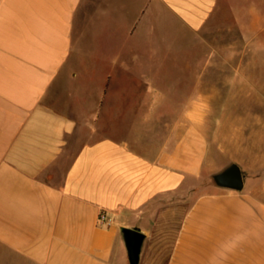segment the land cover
Returning a JSON list of instances; mask_svg holds the SVG:
<instances>
[{
	"label": "crops",
	"instance_id": "0c3cea01",
	"mask_svg": "<svg viewBox=\"0 0 264 264\" xmlns=\"http://www.w3.org/2000/svg\"><path fill=\"white\" fill-rule=\"evenodd\" d=\"M260 4L0 0V264H129L121 228L150 235L170 215L164 264H264ZM218 68L240 80L223 105ZM217 107L240 108V128L208 133ZM231 163L241 190L184 208L192 179Z\"/></svg>",
	"mask_w": 264,
	"mask_h": 264
},
{
	"label": "rangeland",
	"instance_id": "374dc122",
	"mask_svg": "<svg viewBox=\"0 0 264 264\" xmlns=\"http://www.w3.org/2000/svg\"><path fill=\"white\" fill-rule=\"evenodd\" d=\"M240 2V0H239ZM259 8L264 11V6L260 4ZM217 33V32H216ZM219 35L217 34L216 37L214 35V37H212V40H215L217 42L216 44V48L218 51L222 50V45L220 44L219 41H221V39H219L218 37ZM259 38L262 40V42L264 43V28L261 30L260 34H259ZM239 33L235 27V23L233 24V29H232V41L234 43L239 42ZM236 48L238 49L239 52L242 51L241 46L240 45H236ZM261 53L264 56V48L263 50H261ZM236 63V62H234ZM223 70H220L218 68L217 74L218 76L216 77V81H217V88L221 91L216 92V93H212L210 94L212 96V101H213V105H223L224 104V100L225 97L228 95L226 92H224V89L226 88L225 86V81L228 80L229 83H231V81H237V83H239V77L238 78H228L223 76ZM222 74V75H221ZM261 79L264 80V66H263V70L261 72ZM231 80V81H230ZM63 89V88H62ZM61 89V90H62ZM63 91V90H62ZM56 104V103H54ZM57 107V106H55ZM57 109H59L57 107ZM157 114L158 116H161V110H157ZM169 112V115H171V112L173 110H167ZM175 111V110H174ZM207 123H206V129L209 132H212V130L214 131L216 128H221L222 130V134H224V130L225 128H228L230 130V132H234V130H237L240 128V124H239V118L241 115V109L240 108H236V109H228L225 110L224 108H210L207 109ZM226 112L228 113V116H230L232 119H230V122H233L235 124H212V122H218L220 120H223L224 117L226 116ZM236 118V119H234ZM78 128L80 129V134H81V139L80 141L84 140V138L89 137V132L87 131V127H85V125L80 124L78 126ZM224 137V135H222ZM240 169H241V164L236 163ZM256 167V165L254 166ZM210 170V169H209ZM220 170L217 171H208V170H204V172L202 173V175L200 176L199 179H197L199 181V187H196V178L193 180H191L192 182V186H194L193 188H191L190 192H186V199H185V203H184V208L186 209L188 207V202H189V198L190 196H194L196 195V193H206V192H210L215 190V182L213 179V175L216 174L217 172H219ZM246 175H253L256 177L257 173H244V176ZM260 176H263L264 174L261 173L259 174ZM170 220L167 222L166 225H162V226H158V227H154L152 230H149L148 232L151 233L150 235H145V239L144 242L142 244L141 247V252H140V257H139V263L138 264H164L170 251L171 248L174 244L175 241V237H176V233L178 231L179 228V224H180V219H177L175 216L174 218L172 217V215H170Z\"/></svg>",
	"mask_w": 264,
	"mask_h": 264
},
{
	"label": "water",
	"instance_id": "95a60500",
	"mask_svg": "<svg viewBox=\"0 0 264 264\" xmlns=\"http://www.w3.org/2000/svg\"><path fill=\"white\" fill-rule=\"evenodd\" d=\"M216 185L235 190H241L243 187V178L240 168L237 164L231 163L223 170L213 175ZM124 240L127 259L129 264H138L141 247L145 239V234L138 228H121Z\"/></svg>",
	"mask_w": 264,
	"mask_h": 264
},
{
	"label": "built area",
	"instance_id": "2783aa9c",
	"mask_svg": "<svg viewBox=\"0 0 264 264\" xmlns=\"http://www.w3.org/2000/svg\"><path fill=\"white\" fill-rule=\"evenodd\" d=\"M97 223H98L99 225H103V224L108 223V220H106L105 215H103V214H99L98 219H97Z\"/></svg>",
	"mask_w": 264,
	"mask_h": 264
}]
</instances>
